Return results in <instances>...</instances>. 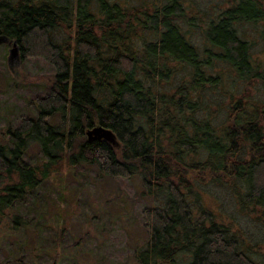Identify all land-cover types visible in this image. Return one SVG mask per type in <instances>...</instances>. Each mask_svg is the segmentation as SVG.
Returning <instances> with one entry per match:
<instances>
[{"label":"trees","instance_id":"1","mask_svg":"<svg viewBox=\"0 0 264 264\" xmlns=\"http://www.w3.org/2000/svg\"><path fill=\"white\" fill-rule=\"evenodd\" d=\"M1 36L50 68L0 138L11 230L46 226L64 166L93 169L140 181L135 264H264V0H0Z\"/></svg>","mask_w":264,"mask_h":264},{"label":"rangeland","instance_id":"2","mask_svg":"<svg viewBox=\"0 0 264 264\" xmlns=\"http://www.w3.org/2000/svg\"><path fill=\"white\" fill-rule=\"evenodd\" d=\"M6 45L0 51V138L14 117L34 114L31 97L50 73L42 61L24 63L19 53L13 56L12 46ZM61 173L44 184L48 213L52 210L44 228L13 231L11 218L16 211L4 209V216H0V262L19 258L29 264L31 255L34 264H51L57 252L63 255L59 264H71L69 258L75 253H80L75 264H135L131 258L134 243L145 237L137 199L149 204L140 197L138 178L115 180L99 176L93 169L75 174L65 166ZM206 202L214 204L208 198ZM31 210L36 219L42 204H34ZM58 230H63V238L56 245ZM244 231L254 237L257 233L254 226H244ZM78 241L81 245H73Z\"/></svg>","mask_w":264,"mask_h":264},{"label":"water","instance_id":"3","mask_svg":"<svg viewBox=\"0 0 264 264\" xmlns=\"http://www.w3.org/2000/svg\"><path fill=\"white\" fill-rule=\"evenodd\" d=\"M2 44H9L12 46L11 53L13 56H16L18 54V48L16 46V43L9 42L7 38L1 36L0 45ZM86 136L89 141L95 140V139L104 140L114 147L118 146V142L114 134L110 130L105 129L102 126H96V127H93L92 129H88L86 131Z\"/></svg>","mask_w":264,"mask_h":264}]
</instances>
